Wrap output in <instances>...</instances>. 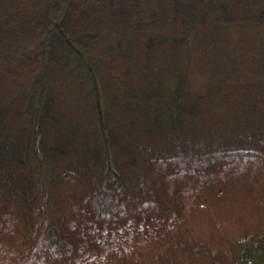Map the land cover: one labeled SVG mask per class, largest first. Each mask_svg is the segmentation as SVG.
<instances>
[{
  "label": "trees",
  "instance_id": "1",
  "mask_svg": "<svg viewBox=\"0 0 264 264\" xmlns=\"http://www.w3.org/2000/svg\"><path fill=\"white\" fill-rule=\"evenodd\" d=\"M0 264H264V0H0Z\"/></svg>",
  "mask_w": 264,
  "mask_h": 264
}]
</instances>
